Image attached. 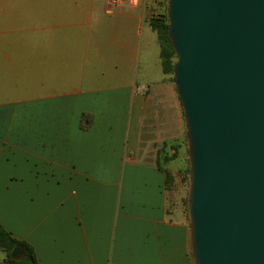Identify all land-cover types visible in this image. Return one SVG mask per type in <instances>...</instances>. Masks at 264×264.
Masks as SVG:
<instances>
[{
    "label": "crops",
    "instance_id": "1",
    "mask_svg": "<svg viewBox=\"0 0 264 264\" xmlns=\"http://www.w3.org/2000/svg\"><path fill=\"white\" fill-rule=\"evenodd\" d=\"M16 1L33 26L8 33L4 58L26 59L32 95L0 99L1 225L37 264H193L185 207L156 164L183 112L170 120L152 91L143 0Z\"/></svg>",
    "mask_w": 264,
    "mask_h": 264
},
{
    "label": "water",
    "instance_id": "2",
    "mask_svg": "<svg viewBox=\"0 0 264 264\" xmlns=\"http://www.w3.org/2000/svg\"><path fill=\"white\" fill-rule=\"evenodd\" d=\"M167 16L193 264H264V0H167Z\"/></svg>",
    "mask_w": 264,
    "mask_h": 264
},
{
    "label": "rangeland",
    "instance_id": "3",
    "mask_svg": "<svg viewBox=\"0 0 264 264\" xmlns=\"http://www.w3.org/2000/svg\"><path fill=\"white\" fill-rule=\"evenodd\" d=\"M143 2L146 14H150L149 16L154 15L160 17L167 11V0L159 1L157 4L154 3V0H143ZM17 8L16 0H0V99L15 100L20 97L32 95L31 73L28 70H22V74H20L17 70V67L20 68L23 62L28 63L26 59L24 58L21 62L20 59L17 60L16 54L13 55L11 61L4 58V52L7 49L16 51L17 48V40L14 37L8 38V33L11 35V32L15 33L19 30L30 29L33 26L31 18L26 17L23 20L18 17ZM150 73V76L154 80L163 78L157 82V86L152 87V91L154 92V89L157 90V96L158 99H161L160 106L163 108L164 114L169 116L170 120L174 119L177 114L182 117L181 103L176 94L174 81L172 80L173 75L163 73L161 64L160 66H153ZM161 148L164 149L163 155H165V158L162 156V168L169 175L167 183L181 198V202L186 210L189 160L185 127L179 139L163 141L158 145L157 150Z\"/></svg>",
    "mask_w": 264,
    "mask_h": 264
},
{
    "label": "trees",
    "instance_id": "4",
    "mask_svg": "<svg viewBox=\"0 0 264 264\" xmlns=\"http://www.w3.org/2000/svg\"><path fill=\"white\" fill-rule=\"evenodd\" d=\"M149 24L153 30L156 31L159 44V57L163 73L173 75V66L176 61V55L171 45L170 39L167 35L168 16L167 11L163 16L156 17L151 15ZM174 81V76L172 77ZM180 101V100H179ZM164 149H158L156 152V164L161 168L162 156L165 158ZM167 179H168V173ZM19 245L25 250V256L21 258H13L10 256L11 250L14 246ZM0 250L5 254V260L8 264H37L36 256L33 248L26 242L13 237L0 223Z\"/></svg>",
    "mask_w": 264,
    "mask_h": 264
},
{
    "label": "built area",
    "instance_id": "5",
    "mask_svg": "<svg viewBox=\"0 0 264 264\" xmlns=\"http://www.w3.org/2000/svg\"><path fill=\"white\" fill-rule=\"evenodd\" d=\"M108 5L111 7H119V6H129L135 7L137 6L141 0H106Z\"/></svg>",
    "mask_w": 264,
    "mask_h": 264
}]
</instances>
